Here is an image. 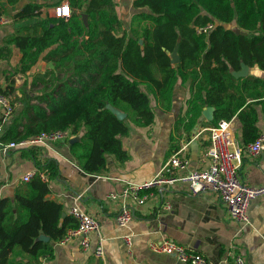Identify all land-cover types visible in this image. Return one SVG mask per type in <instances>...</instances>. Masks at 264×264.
Here are the masks:
<instances>
[{"label":"trees","instance_id":"trees-1","mask_svg":"<svg viewBox=\"0 0 264 264\" xmlns=\"http://www.w3.org/2000/svg\"><path fill=\"white\" fill-rule=\"evenodd\" d=\"M20 1L0 0V18ZM58 1L27 0L15 14L19 26L0 46V59L9 58L16 46L22 53L21 71L41 60L53 61L60 64V74L68 71L69 79L50 87L51 78L60 75L37 73L32 84L40 82L45 90L33 98L37 103L23 90L24 105L3 127V142L72 127L80 139L69 144L71 158L85 173L103 174L110 156L128 159L122 137L134 126L154 122L153 98L169 110L176 87L186 82L192 96L187 117L179 119L186 131L205 107L213 106L209 125L237 116L239 140L248 143L259 135L256 105H264V77H236L233 71L241 70L243 63L264 71V0H133L135 8L147 11L134 13L129 29L116 12L115 0H70L68 19L23 22L40 17L44 6ZM81 13L88 15V24ZM209 23L214 27L208 33L197 32L198 26ZM178 41L181 61L173 64L169 52ZM15 89L12 81L0 92ZM116 111L126 117L120 119ZM22 151L48 178L37 174L16 186L13 195L0 198V264H13L18 255L32 264L52 257L55 243L78 226L63 203L48 197L60 176L58 159L42 164L35 147Z\"/></svg>","mask_w":264,"mask_h":264},{"label":"crops","instance_id":"crops-1","mask_svg":"<svg viewBox=\"0 0 264 264\" xmlns=\"http://www.w3.org/2000/svg\"><path fill=\"white\" fill-rule=\"evenodd\" d=\"M26 1L22 0L10 6L9 13L4 15L10 17L11 21L0 24V46L4 44L6 36L19 26L20 21L15 14ZM60 1L62 0L44 6L40 17L23 22L30 23L38 19L54 17L53 6ZM115 2L116 12L124 27L128 29L134 13L147 11L146 8H135L133 0H115ZM81 17L84 24H88V15L81 13ZM21 56V50L13 46L11 56L0 59V87L7 89L9 84L14 82L16 89L8 95L17 103L16 112L18 106L23 104V100L16 99L24 96V91L20 87L26 80L25 72L21 71L20 67ZM53 68V61L41 60L26 71V73L30 72L28 81L32 84L37 73L54 72ZM251 69L252 73L248 72L247 76L255 74L264 77V71L249 66V70ZM39 85L43 84L39 82L37 86ZM191 96L190 82H186L176 87L171 109H165L154 99V122L149 126H134L128 135L122 137L128 159L119 161L114 156H110L107 170L103 174L91 175L82 171L70 156L69 141L35 146L42 164L50 158H57L59 161L60 176L53 181L52 193L48 197L63 203L66 212H70L74 197L82 194L83 206L97 216L101 223L100 234L91 235V248L84 249L76 238L65 243L57 242L54 245L53 256H43L35 264H186L180 262L174 255L157 253L151 249L152 241L163 238L174 239L203 253L216 264H236L232 260L223 261L229 257L230 252L241 255L245 264H264V195L252 201L248 210L250 224L242 227L230 217L225 204L216 193L193 194L187 184L181 182L157 190L144 204H136L129 200L135 211L134 219L128 227H119L116 223V215L121 209L122 202L108 198L109 192L120 191L127 182L150 179L182 149V155L190 158L189 169L208 167L209 127L212 125H209L208 120L202 115L188 132L184 123L179 121L182 120L181 117H187L188 100ZM252 101L253 99H248V102ZM31 102L37 101L33 99ZM256 108L258 126L262 132L264 105L258 104ZM234 117L238 132L241 122L237 116ZM187 120L186 118V122ZM37 169L36 161L24 156L22 149L0 152V198L13 195L16 186L25 182L22 176ZM240 174L242 179H248L250 185L264 184V151L258 156L246 152L242 158ZM87 176L89 180L86 179ZM166 201L172 203L171 210L164 208ZM127 233L133 236L131 250H128L122 238ZM100 237L104 239L105 258L95 254ZM29 261L28 257L18 255L14 258L13 264L21 262L32 264Z\"/></svg>","mask_w":264,"mask_h":264},{"label":"built area","instance_id":"built-area-1","mask_svg":"<svg viewBox=\"0 0 264 264\" xmlns=\"http://www.w3.org/2000/svg\"><path fill=\"white\" fill-rule=\"evenodd\" d=\"M72 14L69 1L62 0L53 6L52 16L68 19ZM11 21L10 17L0 18V24ZM214 27L213 23L198 26V33H208ZM60 64L54 62V74L60 75ZM17 103L10 95L0 92V152L6 153L9 149H28L35 146H48L56 142H68L73 136L72 127L42 131L31 138H21L10 142H3L1 134L3 125L9 123L16 111ZM235 117L222 118L217 124L209 127L210 145L207 152L209 165L205 169H189L190 158L182 155V150L176 152L170 160L150 179L140 182H127L120 191H111L107 197L120 200L122 206L116 215V223L119 227H128L135 216L134 208L129 200L136 204H144L157 190L185 183L193 194L206 192L216 193L225 204L231 218L239 222L242 227L250 224L248 210L254 199L264 195V184L253 186L248 179H242L240 167L243 155L247 152L252 156H258L264 151V131L248 143L241 142L237 136V123ZM39 174L47 179L44 170L29 171L22 176L25 182L30 181ZM166 210L173 208L170 201L164 203ZM70 213L77 219L78 226L70 229L67 235L60 241L65 243L71 239H78L84 249L91 248V235L100 234L101 223L97 216L90 213L82 204V194L74 197L70 207ZM128 250L133 247V236L130 233L122 236ZM150 247L154 252L174 255L180 262L186 264H216L205 254L170 238L152 241ZM95 254L105 258L104 239L100 237ZM232 260L236 264H245L244 258L234 252H230L224 262Z\"/></svg>","mask_w":264,"mask_h":264},{"label":"rangeland","instance_id":"rangeland-1","mask_svg":"<svg viewBox=\"0 0 264 264\" xmlns=\"http://www.w3.org/2000/svg\"><path fill=\"white\" fill-rule=\"evenodd\" d=\"M232 27L233 26H235V23H232V25H231ZM248 72H250V73H252V69L251 70H248ZM30 74V72H28V73H26L25 72V76H26V80L23 82V86H22V84H21V90H25L26 92H27V96L29 97V98H32V100H33V98H35V96H37V95H39L40 93H42V91L43 90H45V88L43 87V85H39V86H33L32 84H31V82H29L28 81V79H29V77H28V75ZM247 76V75H246ZM69 79V74H68V71H61V74H60V76H59V78H51V80H52V82H51V84H50V87H54V85L55 84H57V86H60L63 82H65L66 80H68ZM75 79L74 78H70V81L72 82V81H74ZM75 83H77V82H75ZM77 85H79V83L77 84ZM50 89H52V88H49L48 89V91H50ZM24 97L25 96H23V97H21V98H18L17 97V99L16 100H18V99H21V100H23L24 99ZM57 97H59V95H57ZM37 102H38V100H36ZM153 105H154V103H155V100H154V98H153ZM36 102V103H37ZM24 105V103L23 104H21V105H19L18 106V110L17 111H19V109L20 108H22V106ZM44 106H46V104H44ZM155 106V105H154Z\"/></svg>","mask_w":264,"mask_h":264},{"label":"water","instance_id":"water-1","mask_svg":"<svg viewBox=\"0 0 264 264\" xmlns=\"http://www.w3.org/2000/svg\"><path fill=\"white\" fill-rule=\"evenodd\" d=\"M179 47H180V41L177 42L175 48L173 51L169 52L170 56H171V61L173 64H177L181 61V56H180V53H179ZM247 67V68H246ZM248 70H249V66L245 63L242 64V69L239 70V71H243L244 73L241 74V75H236L233 71V74L236 76V77H242V76H246L248 74ZM118 117L120 119H123L126 117V114L121 112V111H116ZM214 113H215V107L213 106H207L204 110H203V115L205 116V118L208 120V121H212L214 119ZM80 138L79 137H73L69 140V143L72 144L76 141H78ZM87 180H89V177L87 176L86 177ZM45 239H48L49 237L47 236H43Z\"/></svg>","mask_w":264,"mask_h":264},{"label":"bare ground","instance_id":"bare-ground-1","mask_svg":"<svg viewBox=\"0 0 264 264\" xmlns=\"http://www.w3.org/2000/svg\"><path fill=\"white\" fill-rule=\"evenodd\" d=\"M247 68V67H246ZM234 73L236 74V75H241V74H243L244 72L243 71H234Z\"/></svg>","mask_w":264,"mask_h":264}]
</instances>
